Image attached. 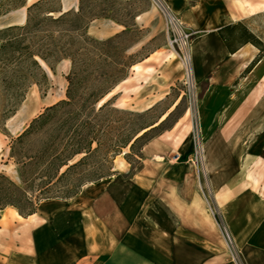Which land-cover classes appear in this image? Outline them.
Masks as SVG:
<instances>
[{
	"label": "rangeland",
	"instance_id": "1",
	"mask_svg": "<svg viewBox=\"0 0 264 264\" xmlns=\"http://www.w3.org/2000/svg\"><path fill=\"white\" fill-rule=\"evenodd\" d=\"M247 2L264 4V0H219L214 6L222 15L229 14L241 18L238 7ZM33 4L27 6L26 0H0V29L25 25L27 9ZM79 6L78 1L77 8L68 12L77 13ZM83 7L87 18L98 14L104 16L90 22L85 30L87 38L97 43L109 40H112V43L104 46L89 44V52L85 57L92 62H89L88 66L78 64L74 70L70 60H62L57 64L52 61V70L39 60L46 79L36 77L38 86L34 83L28 84L21 102L15 107L14 116L0 122V175L20 186L17 161L27 162L28 158L43 151H48L50 155L68 154L69 142L77 134L73 132L75 122H66L65 112L78 110L82 105L81 100L98 90L105 77L109 80L107 82H113L123 76L125 79L117 84L100 105H109L108 109L100 114L97 122L102 130H105L98 139L100 147L97 149L96 144H92L94 152L80 166L68 172L53 190L55 195L78 189L79 192L70 199L55 201H70L71 204L81 202L87 187L95 185L99 188L108 181L110 177L90 183L104 173L115 172L122 181L135 176L140 203L143 196L147 195L144 200L148 204L145 207L147 211H144L147 215L158 214L162 209L169 208V214L184 226L188 237H199L204 246L216 251L217 256L209 259L210 263L244 264L241 249L236 246L225 225L223 208L226 202L227 179L219 176L211 178L209 173L211 160L208 149L212 132L209 129L201 130L197 115L205 86L196 85L195 82L191 85L187 80L183 59L188 53V48H183L175 27L167 20L163 11L166 9L174 14L170 9L169 0H84ZM59 9L60 0H44L34 11V15L41 17L46 12ZM96 21L104 22L106 26L99 25ZM244 23L247 27L257 28L259 37L264 41V15L256 18L253 23L250 20H245ZM109 32L113 33L107 36ZM192 35L193 32L190 40ZM63 61L66 63L60 64ZM128 65L133 66L127 68ZM71 73L78 75V78L88 75L87 79L77 86L75 104L59 108L55 114L26 135L20 144H14L15 157L11 158L12 142L30 123L45 113L47 108L66 100V78ZM153 96L164 98L147 110L137 105L140 102L150 103ZM49 102L56 103L45 108V104ZM100 106L97 104L96 110ZM163 113L166 117L171 115L161 127L150 131L145 138L139 140L132 151L128 147L122 149L118 156H113L116 146L126 139L132 130L151 125ZM90 133L88 129L84 130L83 134L91 138ZM237 133L240 139L244 132ZM145 143L147 144L143 146ZM241 146L230 148V157L240 162L239 170L243 155ZM83 157L84 155L76 156L69 164H76ZM225 164L223 171L226 170ZM47 168L45 163H42L35 173L45 172L42 176L56 175V167L46 174ZM66 168H62L59 175L65 172ZM230 169L232 170V166ZM39 176L36 177V184L44 180V177L40 179ZM232 181L239 182L240 179H230V183ZM31 193L37 195V190L34 188ZM150 206L153 211L149 209ZM4 214L7 212H2L0 218ZM211 218L215 224L211 222ZM31 221L13 218L7 226L0 221V264L4 262L3 257L6 258L17 250L19 238L23 241L20 247H24L27 252L31 250Z\"/></svg>",
	"mask_w": 264,
	"mask_h": 264
},
{
	"label": "crops",
	"instance_id": "2",
	"mask_svg": "<svg viewBox=\"0 0 264 264\" xmlns=\"http://www.w3.org/2000/svg\"><path fill=\"white\" fill-rule=\"evenodd\" d=\"M37 1L26 0L27 6ZM78 1L60 0L59 10H74ZM218 1L169 3L171 11L193 32L187 49L191 71L195 84L205 86L198 121L201 130L212 132L208 149L211 178L227 179L223 208L227 232L241 249L244 264H264V55L244 74L264 50L257 28L247 27L244 21L253 23L264 15V4L240 5L242 17L237 18L218 13L214 6ZM95 23L106 26L104 22ZM238 23L259 42L258 47L237 40L229 51L218 31ZM224 35L227 37L226 32ZM164 96H153L150 103L137 105L147 110ZM237 132H244L240 139ZM234 146L243 147L240 170V162L230 157ZM136 178L122 181L113 175L99 188L87 187L81 202H43L27 218L6 208L3 212L7 214L0 218L4 226L13 218L32 220L33 232L31 250L20 247L23 241L19 238L17 250L3 257V264H212L208 260L216 258V251L204 246L201 238L188 237L184 226L169 214V208L162 206L158 214L144 212L147 195L140 203ZM230 179L240 181L230 183ZM149 209L153 211L152 206ZM211 222L215 224L213 218Z\"/></svg>",
	"mask_w": 264,
	"mask_h": 264
},
{
	"label": "trees",
	"instance_id": "3",
	"mask_svg": "<svg viewBox=\"0 0 264 264\" xmlns=\"http://www.w3.org/2000/svg\"><path fill=\"white\" fill-rule=\"evenodd\" d=\"M42 1L44 0L36 2L27 9L28 17L25 25L0 29V122H5L14 116L15 107L21 102L28 84L34 83L38 86L39 82L36 77L43 80L46 79L39 60L47 64L51 70L50 64L52 61L57 64L62 60H70L74 70L78 64L88 66L89 62H92L91 59L85 57V54L89 52L87 49L89 44H92V46H104L112 43V40L97 43L87 38L85 30L90 22L104 16L98 14L87 18L84 13V0H79L80 6L77 13H63L58 10L46 12L40 17L34 15V11L37 10ZM53 14H58L59 16L54 17ZM224 32L227 33L228 38L224 35ZM218 34L231 52L233 51L231 44L237 40L259 46V42L248 34L242 23L225 27L219 30ZM262 55H264V50L260 51L259 56L248 66L244 74L252 69ZM132 66L128 65L127 68ZM87 77L88 75L78 78V75L74 73L67 76L66 100L47 108L45 113L30 123L28 128L12 142L11 158L15 157L14 144H20L26 135L55 114L59 108L71 107L75 104L77 86L85 81ZM105 78L98 90L91 92L86 98L81 100L82 105L78 110H67L65 112L66 122H75L73 132L79 135V137L76 135L71 138L67 148L69 149L68 154L65 156L50 155L48 151H43L34 157L28 158L27 162L17 161L16 164L19 168L21 179L20 186L6 176L0 175V214L6 208H13L22 218H27L36 213L37 206L41 202L67 200L79 192L78 189L74 192L67 191L61 192V195H55L53 190L68 172L80 166L94 152L92 144L95 143L97 149L100 147L98 139L105 133V130H102L97 122H99L100 114L106 111L109 105L103 104L97 110L96 106L119 82L125 79L122 76V78H117L113 82H107L109 80ZM107 83L109 84L107 85ZM164 114L151 125L132 130V133L116 146L113 156H118L122 149L128 147L132 151L139 140L145 138L150 131L161 127L171 115L159 122ZM88 129L91 132V138H87L83 134L84 130ZM79 155H84V157L78 163L70 165L69 162ZM42 163H45V166L48 167L45 170L46 174L51 168L56 167V175L42 176L45 172L35 173ZM64 167H67L66 171L59 175L60 170ZM114 173H104L97 180L90 183H97L101 179L115 175ZM37 175L41 176H39L40 179L44 177V180H40L36 184ZM34 188L37 190V195H32L31 193Z\"/></svg>",
	"mask_w": 264,
	"mask_h": 264
},
{
	"label": "built area",
	"instance_id": "4",
	"mask_svg": "<svg viewBox=\"0 0 264 264\" xmlns=\"http://www.w3.org/2000/svg\"><path fill=\"white\" fill-rule=\"evenodd\" d=\"M171 15H172V22H173L171 24L175 27V31L178 35V39L182 43L183 48L187 49L189 46V42H190L189 40L191 37V32L189 30L187 31L185 25H183L181 23V21L179 20V18H177L176 15H174V14H171ZM177 27H179V28H177ZM226 236L229 239L228 235H226Z\"/></svg>",
	"mask_w": 264,
	"mask_h": 264
},
{
	"label": "bare ground",
	"instance_id": "5",
	"mask_svg": "<svg viewBox=\"0 0 264 264\" xmlns=\"http://www.w3.org/2000/svg\"><path fill=\"white\" fill-rule=\"evenodd\" d=\"M159 2V1H158ZM160 6H161V3L159 2ZM162 7V6H161ZM166 17H167V20L170 22V23H173L172 22V15L169 11H167L166 9L163 10ZM184 65H185V69H186V76H187V80L189 81V83L191 85L194 84V78H193V74H192V71H191V65H190V57H189V53H186L184 55ZM242 66V65H241ZM239 69V68H238ZM108 97V96H107ZM103 100H101L99 102V106L102 104ZM173 108V107H172ZM166 117V114H164L161 118H160V122L165 119ZM122 164V163H121Z\"/></svg>",
	"mask_w": 264,
	"mask_h": 264
}]
</instances>
